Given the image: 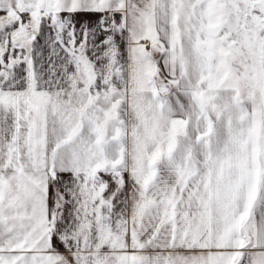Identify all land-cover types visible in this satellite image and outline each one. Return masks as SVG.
<instances>
[{"label": "crops", "instance_id": "crops-1", "mask_svg": "<svg viewBox=\"0 0 264 264\" xmlns=\"http://www.w3.org/2000/svg\"><path fill=\"white\" fill-rule=\"evenodd\" d=\"M244 5L264 12V0ZM127 7L0 0V95L26 94L12 100V119L1 105L0 251L45 255L43 264H264L258 147L220 168L236 171L234 214L217 211L211 167L148 160L161 153L148 140L172 119L152 121L138 97ZM205 110L210 127V102Z\"/></svg>", "mask_w": 264, "mask_h": 264}, {"label": "rangeland", "instance_id": "rangeland-1", "mask_svg": "<svg viewBox=\"0 0 264 264\" xmlns=\"http://www.w3.org/2000/svg\"><path fill=\"white\" fill-rule=\"evenodd\" d=\"M246 1L225 0L224 10L207 11L203 0H128L126 10L138 97L151 109L152 121L162 115L172 119L169 125L179 120L178 129L166 125L155 132L160 139L148 140V146L161 151L148 160L159 158L199 170L211 167L218 213L228 207L234 214L235 199L229 194L235 197L236 171L220 168L235 162L236 150L248 153L258 147L264 175V12L247 9ZM158 76L170 80L167 90H159ZM19 94L0 95V113L5 101L9 119L12 100L26 97ZM209 102L210 127L205 123ZM20 109L26 114V107ZM5 145L0 139V146ZM248 158L244 154V162ZM28 178L25 165L20 169L21 197ZM57 253L52 251L51 257ZM44 256L0 251V264H43Z\"/></svg>", "mask_w": 264, "mask_h": 264}, {"label": "water", "instance_id": "water-1", "mask_svg": "<svg viewBox=\"0 0 264 264\" xmlns=\"http://www.w3.org/2000/svg\"><path fill=\"white\" fill-rule=\"evenodd\" d=\"M157 82H158V88L161 91L167 90L170 87V84H171L170 80L165 79L162 76H158L157 77Z\"/></svg>", "mask_w": 264, "mask_h": 264}, {"label": "built area", "instance_id": "built-area-1", "mask_svg": "<svg viewBox=\"0 0 264 264\" xmlns=\"http://www.w3.org/2000/svg\"><path fill=\"white\" fill-rule=\"evenodd\" d=\"M103 19H106V17H104Z\"/></svg>", "mask_w": 264, "mask_h": 264}]
</instances>
